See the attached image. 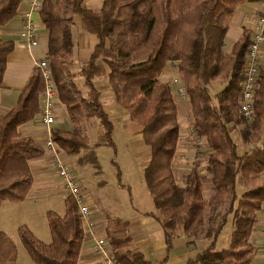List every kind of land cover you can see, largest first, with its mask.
Instances as JSON below:
<instances>
[{"label":"trees","instance_id":"16d2710c","mask_svg":"<svg viewBox=\"0 0 264 264\" xmlns=\"http://www.w3.org/2000/svg\"><path fill=\"white\" fill-rule=\"evenodd\" d=\"M22 1L0 0V26L17 14ZM245 2L264 0H103L99 9L87 7L85 0H42L39 13L49 31L46 60L72 121L70 130L54 128L53 137L67 155L78 156L79 164L98 166V156L82 130L86 118L96 117L106 144L116 152L114 123L94 83L96 76H107L116 101L133 122L142 125L144 142L151 150L144 179L160 212L166 243V256L158 264H167L178 229L189 244L199 234L210 242L187 264H251L253 258L255 246L250 238L257 212L264 205V54L249 121L241 102L252 30L244 27L230 51H224L230 21ZM75 14L82 16L85 29L97 38L78 72L83 77L81 86L72 70ZM14 45L12 40L0 39V89ZM169 62L185 86L195 135L205 138L210 148L206 173L211 174L214 192L208 201L203 196L205 174L197 166L187 172L183 183L173 170L180 121L175 89L161 79ZM214 81L223 84L216 93L210 89ZM43 87L36 67L16 104L0 114V205L24 200L33 185L30 159L39 148L32 138L20 136L19 126L39 114ZM238 126L242 142L251 145L242 154L232 135ZM238 184L244 186L240 193ZM65 206L62 215L47 212L51 242L40 240L26 224L18 227L19 239L36 264H78L85 232L72 197L65 198ZM231 214L234 221L228 243L217 249ZM212 219H216L213 224ZM207 221L211 225L205 227ZM105 232L120 264H154L130 248L133 238L128 221L109 217ZM18 256L16 242L0 230V264H19Z\"/></svg>","mask_w":264,"mask_h":264},{"label":"crops","instance_id":"0c3cea01","mask_svg":"<svg viewBox=\"0 0 264 264\" xmlns=\"http://www.w3.org/2000/svg\"><path fill=\"white\" fill-rule=\"evenodd\" d=\"M85 4L89 8L99 9L102 3L99 0H85ZM260 4L261 3L259 2H245L238 6L237 11L233 15L230 23H234L239 27V35L241 34L244 27L251 30L253 29L257 15L259 13ZM28 7V0H23L19 5L17 14L7 24L0 26V39L12 40L15 44L14 49L7 56L6 68L0 89L1 115L7 113L16 104L20 92L26 86L36 68L35 62L41 59H46V55L48 52L49 31L45 27L39 11L36 12L33 16L36 24V39L38 43L36 45H31V40L27 39L21 34V31L25 24L24 11ZM71 30L74 61L72 70L76 73L75 81L81 86L83 77L80 76L78 72L81 69L82 65L90 58L95 43L97 42V38L94 34L88 32L85 29L82 16L78 14L74 15ZM75 68H77V70ZM94 83L96 87L101 91L103 106L114 123V131L115 124L116 128L118 129L117 123H122L124 125L120 128L124 129V131H122L123 135L128 137L130 142H132L135 138H137V140L141 139L144 141L142 135V125L133 122L130 118L128 110L116 101L115 95L108 81V77L96 76L94 78ZM111 99L113 102H111ZM55 100L56 119L53 125V129H72L71 118L67 112L65 105L59 98V93H57V97ZM88 119L89 122L93 121V123L97 125L94 133H89V135L86 134L90 143L93 145L94 151L96 152V148L101 146V144H106L105 133L103 127L100 125L99 119H97L96 117H89L86 118L83 123ZM99 125L102 127V129ZM135 131H140L138 133L140 137H133ZM19 133L22 138H32L39 148L38 154L30 159V167L33 173L34 180L33 185L30 188L26 198L19 202H4L2 205H0V213L2 214V216H0V230L5 231L16 242L19 251L18 262L20 264V249L21 246L22 248L24 247L18 236V227L20 225L26 224L40 240L47 243L51 242L52 235L49 227L47 212L49 210H54L61 215L64 214L66 210L65 198L68 195L62 180L57 175L56 170L52 164V156L48 147L46 146L47 130L39 122L38 115L31 121L19 126ZM262 136L264 138V135ZM233 138L239 144L238 152L240 154L244 153L250 148L251 145H247L242 142L240 133L238 139H236L234 136ZM204 142H206L205 138ZM150 151L151 150L149 147L148 152ZM62 153L63 156H65L72 163L75 169L78 181L85 195V200L89 205L90 216L95 221V229L101 236L107 237L105 227L107 224V219L111 216L108 217L106 213L104 214L95 209L96 204L94 201V197L91 194H88L85 185L80 180L82 175L85 176L87 173H89L90 169H86V166L91 164H79L77 161L78 156L67 155L63 150ZM134 155L136 156V158L140 157V155H138V151H135ZM92 170L93 169H91V171ZM119 185L127 188L131 195L130 185H123L121 182L119 183ZM115 194L116 193H114V195ZM42 201H45L46 203L45 208L42 210V212L38 214L32 213L33 215H31L30 210H32L35 205H39V203H41ZM17 211L20 213H18ZM156 211L159 210L155 209L154 207L153 209L149 208L148 210H143L139 213L136 212L129 216L120 218L129 222V233L133 238L130 248L134 251H141L147 260H150L149 257L152 256V253H154L155 251V246H153L155 233L161 232V230L163 231L164 252L162 253V257L160 259L158 258V264V262L166 256V243L164 237V229L162 227L161 221L158 219L159 216L157 215V213H155ZM256 218V224L250 238L251 242L255 245L251 264H263L261 246L264 240V205L262 209L257 212ZM181 230L182 229H178L176 234L177 238H173V247L168 254L167 264H187V261L190 258L194 257L199 251L203 250L210 244V242H207V244L202 247V249L198 248L200 246L194 244V242H191L189 244L187 236ZM92 244V238L86 237L84 239L81 253L78 259V264H93L99 262V259L92 252ZM221 248L217 247V249Z\"/></svg>","mask_w":264,"mask_h":264},{"label":"rangeland","instance_id":"374dc122","mask_svg":"<svg viewBox=\"0 0 264 264\" xmlns=\"http://www.w3.org/2000/svg\"><path fill=\"white\" fill-rule=\"evenodd\" d=\"M99 1L102 3V0ZM238 32L239 27L234 23H230L229 30L225 36V52L230 51L232 44L239 36ZM75 69L77 70V68ZM173 76H178L177 69L172 62H169L161 75V79L170 81ZM222 86V82H212L210 84L211 92L216 93L222 88ZM174 95L179 107L180 134L173 162V170L177 181L183 183L187 172H189L193 166H197V168L205 174L203 181V196L204 200L208 201L214 192V184L211 179V174L206 173L207 156L210 148L207 143L204 142V138H200L199 141L195 139L193 132V116L186 93L184 96H181L175 92ZM111 102H113L112 99ZM117 125L118 129L115 124V131L113 134L114 142L116 144V152L112 146L101 144V146L95 149L98 154V166L87 165L86 169H90L89 173L85 176L82 175L80 178L81 182L85 185L88 194H91L94 197L96 204L95 209L104 214L106 213L108 217H126L136 212L139 213L140 211L154 208L152 197L150 195L151 193L144 179V167L150 160V152H148L149 146L145 144L143 140H137V138H135L140 137L138 134L140 131H135L133 136L135 139L130 142L129 138L123 135L122 131H124V129L120 128L124 124L117 123ZM96 127L97 125L94 124L93 121L89 122V119L82 123L83 133L88 135L89 133H94ZM100 128L102 129L101 126ZM239 133L240 127H237L232 131V135L236 139H238ZM261 134L264 135V128L262 129ZM135 151H138L140 157L136 158L134 155ZM82 152L84 153L86 150H83ZM91 169L93 170L91 171ZM118 170H120V172ZM120 182L123 185H130L131 195L127 188L119 185ZM243 189V185L238 184V192L240 193ZM114 193L116 194L114 195ZM45 205V201H42L39 205H35L34 208L30 210L31 215H33L32 213H41L45 208ZM155 213H157L158 216H161L159 211H156ZM0 216H2L1 213ZM211 221L212 222L210 223L213 224L216 222V219H212ZM233 221L234 216L231 214L229 215L227 224L219 235L216 245L218 248L226 246L225 244H227L233 229ZM210 223L207 221L205 227L211 225ZM200 236L201 235L199 234L194 237V244H197L200 246L198 248L202 249V247L209 242V239L202 240ZM175 237L177 238V236ZM153 241L155 251L149 259L157 264L158 258L160 259L164 252L162 230L161 232L155 233ZM20 264H36L22 246L20 249Z\"/></svg>","mask_w":264,"mask_h":264},{"label":"built area","instance_id":"2783aa9c","mask_svg":"<svg viewBox=\"0 0 264 264\" xmlns=\"http://www.w3.org/2000/svg\"><path fill=\"white\" fill-rule=\"evenodd\" d=\"M28 3L29 7L24 11L25 24L21 34L31 40V45H36L38 41L36 39V24L33 16L40 10L42 0H28ZM263 54L264 3H261L260 12L252 29V40L248 48L244 67L241 110L249 121L253 119V100L257 87V75L263 59ZM35 63L36 67L42 74L44 82V87L41 92V110L38 114V119L41 125L47 130L46 146L51 153L52 164L66 188L67 195L73 198L78 207L85 232V238H92L93 240L92 252L102 264H120L113 256V250L107 237L101 236L95 229L96 224L90 216L89 205L85 200V195L78 181L75 169L72 163L63 156L62 149L53 137V125L56 119L55 99L58 90L48 61L46 59H41ZM170 82L178 95H185V86L182 84L178 76H173L170 79ZM195 139L197 141L200 140L196 135ZM261 251L264 264V240L261 246Z\"/></svg>","mask_w":264,"mask_h":264}]
</instances>
